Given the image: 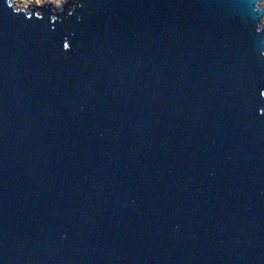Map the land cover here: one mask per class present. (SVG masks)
<instances>
[{"label":"water","instance_id":"1","mask_svg":"<svg viewBox=\"0 0 264 264\" xmlns=\"http://www.w3.org/2000/svg\"><path fill=\"white\" fill-rule=\"evenodd\" d=\"M263 17L0 0V264H264Z\"/></svg>","mask_w":264,"mask_h":264},{"label":"rangeland","instance_id":"2","mask_svg":"<svg viewBox=\"0 0 264 264\" xmlns=\"http://www.w3.org/2000/svg\"><path fill=\"white\" fill-rule=\"evenodd\" d=\"M32 2V0H12L13 2V7L14 9H17V5L18 7L21 9V6L23 8L26 9V4H30V2ZM34 3L36 5H39V3H41L42 1H45V0H33ZM53 2V6L56 7V8H59L60 7V4H61V0H51ZM264 0H261V2H263ZM263 20H264V17H263Z\"/></svg>","mask_w":264,"mask_h":264}]
</instances>
